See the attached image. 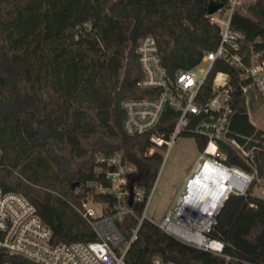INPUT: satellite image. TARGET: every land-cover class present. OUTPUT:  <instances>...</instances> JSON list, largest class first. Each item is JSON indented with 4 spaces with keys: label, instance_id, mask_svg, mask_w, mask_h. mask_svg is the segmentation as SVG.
Here are the masks:
<instances>
[{
    "label": "trees",
    "instance_id": "obj_1",
    "mask_svg": "<svg viewBox=\"0 0 264 264\" xmlns=\"http://www.w3.org/2000/svg\"><path fill=\"white\" fill-rule=\"evenodd\" d=\"M222 1V0H216ZM228 2L225 3L226 7ZM208 0H0V188L22 193L52 230V241L87 242L96 236L71 206L92 198L113 211L99 157L119 155L137 168L135 178L152 185L165 147L147 153L149 136H127L123 101L147 97L137 84L143 74L135 53L152 36L169 75L201 63L219 43V28L207 15ZM232 27L242 36V55L264 51V0L247 14L234 11ZM217 73L235 76L216 62ZM232 81L234 115L230 138L248 142L264 182V132L249 121L243 88ZM198 148L204 142L196 139ZM226 162L248 169L228 146ZM92 184V185H89ZM44 188L35 194L32 186ZM252 187V186H251ZM249 189L224 201L211 236L226 243L222 255L188 245L144 219L126 264H148L154 256L177 264H264V200ZM141 210L125 213L117 228L129 239ZM228 257V259L226 258ZM9 264H35L2 255Z\"/></svg>",
    "mask_w": 264,
    "mask_h": 264
},
{
    "label": "built area",
    "instance_id": "obj_2",
    "mask_svg": "<svg viewBox=\"0 0 264 264\" xmlns=\"http://www.w3.org/2000/svg\"><path fill=\"white\" fill-rule=\"evenodd\" d=\"M227 4L226 8L209 16L210 22L219 28V43L214 51L203 54L201 62L208 66L200 71V76L194 73L197 66L169 75L161 63L154 38L148 35L138 41L135 53L143 77L137 86L149 95L122 102L124 133L129 137L149 136L151 147L148 154L162 147L167 154L180 136L204 142L198 148L191 173L160 223L146 216L156 178L147 188L142 180L135 178L137 168L134 164L119 155L99 157L98 161L106 165L104 179L108 185L96 183L94 190L113 195V211L107 212L108 203L92 198L80 204L71 203L96 239L53 242L52 230L43 222L31 201L22 193L4 192L0 188L1 259L2 255H15L35 264H126L125 255L144 219L188 245L223 254L226 243L212 237L211 232L224 201L230 194L246 195L255 182L263 187L264 194V182L253 157L254 147L247 149L248 142H237L229 136L234 115L232 81H248L243 93L252 87L264 101V51L252 48L247 60L242 55V36L231 25L235 0H229ZM216 62L230 67L235 76L217 73L207 88ZM222 146L233 149L248 169L228 164ZM261 198L264 200V196ZM92 205H98L101 212L97 214ZM135 207L141 210V214L130 238L125 239L116 222L125 213H133ZM3 264L9 263L3 261ZM148 264L177 263L154 256Z\"/></svg>",
    "mask_w": 264,
    "mask_h": 264
},
{
    "label": "rangeland",
    "instance_id": "obj_3",
    "mask_svg": "<svg viewBox=\"0 0 264 264\" xmlns=\"http://www.w3.org/2000/svg\"><path fill=\"white\" fill-rule=\"evenodd\" d=\"M257 0H235L234 11L246 15L249 6ZM228 5V4H227ZM226 8V7H225ZM216 17V15L214 16ZM208 64L201 62L194 73L200 76V71L205 70ZM247 113L250 122L257 130L264 132V101H262L255 90L250 87L244 92ZM199 153L196 139L189 136H180L165 153L162 151L163 161L156 177L154 193L148 205L146 216L155 223H160L164 213L172 205L185 182V176L194 164ZM35 194L42 195L44 188L32 186ZM263 187L254 183L250 193L257 197L264 196ZM95 212L99 214L101 209L98 205H92Z\"/></svg>",
    "mask_w": 264,
    "mask_h": 264
},
{
    "label": "water",
    "instance_id": "obj_4",
    "mask_svg": "<svg viewBox=\"0 0 264 264\" xmlns=\"http://www.w3.org/2000/svg\"><path fill=\"white\" fill-rule=\"evenodd\" d=\"M229 0H222V1H216V0H208L207 4V15H213L216 14L219 10H221L225 3L228 2ZM131 202V196H130V201ZM0 264H3V260L0 258Z\"/></svg>",
    "mask_w": 264,
    "mask_h": 264
},
{
    "label": "crops",
    "instance_id": "obj_5",
    "mask_svg": "<svg viewBox=\"0 0 264 264\" xmlns=\"http://www.w3.org/2000/svg\"><path fill=\"white\" fill-rule=\"evenodd\" d=\"M249 121H250V120H249ZM194 165H195V162H194V164L190 167L189 172H188V173L186 174V176H185V179H186L187 176L191 173V171H192Z\"/></svg>",
    "mask_w": 264,
    "mask_h": 264
}]
</instances>
